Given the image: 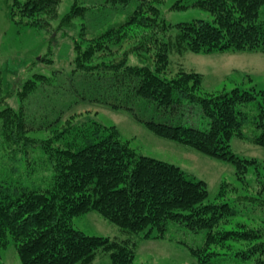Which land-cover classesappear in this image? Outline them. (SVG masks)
Masks as SVG:
<instances>
[{
  "label": "trees",
  "instance_id": "obj_1",
  "mask_svg": "<svg viewBox=\"0 0 264 264\" xmlns=\"http://www.w3.org/2000/svg\"><path fill=\"white\" fill-rule=\"evenodd\" d=\"M156 1L73 0L65 13L59 10L61 0L9 1L8 16L15 24L49 35L46 56L54 52L60 58L51 28L82 25L67 52L71 68L55 67L69 72L64 87L72 97L56 111L34 116L24 106L36 91L61 88L52 71L25 76L44 58L30 60L25 69L14 66L7 92L0 65V252L12 242L21 264H89L99 252L108 253L113 264H134L130 239L88 234L73 226L75 217L89 211L131 236L177 240L202 258L200 264H241L264 252V226L238 220L253 219L251 213L234 201H212L205 181L174 163L137 153L116 126L100 123L85 106L75 108L78 102L124 108L155 135L231 163L237 176L251 166L258 169L257 160L234 151L232 140L264 147V86L203 94L201 73L172 69L170 55L183 50L264 52V0H178L170 9L193 6L211 18L174 23L166 20L161 0ZM120 4L116 14L122 18L88 27L93 9L104 13ZM131 35L137 39L126 44ZM194 110L201 126L184 122ZM258 185L264 187V182ZM260 199L264 209V190ZM175 224L200 235V243L167 236ZM237 241L249 245L235 250ZM253 260L264 264V258ZM0 264H5L1 256Z\"/></svg>",
  "mask_w": 264,
  "mask_h": 264
},
{
  "label": "rangeland",
  "instance_id": "obj_2",
  "mask_svg": "<svg viewBox=\"0 0 264 264\" xmlns=\"http://www.w3.org/2000/svg\"><path fill=\"white\" fill-rule=\"evenodd\" d=\"M9 1L0 0V65L3 66V90L5 92L9 90L10 77L13 76L16 70L14 66L22 68L30 60L37 57L39 60H41L40 58H44V61H40L34 65L35 70H27L28 72L25 70L23 74L26 72L25 76L28 77L33 71L38 70L48 73V75L51 74V71L55 73L53 80L57 79L61 88L59 87L55 91L51 89L54 93L47 91L48 88L42 89V91H36L25 100L24 104L27 113L34 116H39L40 114L45 116L51 111H56L66 106L72 100L70 91L64 87L66 84L65 79L69 72L55 71V67L62 66L67 71L71 68L68 50L72 45V37H76L81 33L79 28L82 25H79L76 30L54 31L51 28L49 34L55 35L54 39L56 41L53 44L56 45L55 52L58 53L60 58H57L54 52L46 56L43 55L45 54L43 53V49L47 46L46 42L49 35L45 34V30H36L30 27L25 28L15 24L8 16ZM72 1L61 0V4L59 5L60 13H65L69 9ZM85 1L96 4H102L103 2V0ZM153 1L157 2L156 0ZM182 1L191 2L193 0ZM175 2H178V0H161L158 2L168 22L174 23L193 18H211L207 11L193 6L184 9H170L171 5ZM122 6L121 4L114 7L109 6L103 10L104 13L100 11V8L93 9L94 11H92L89 17L90 20H87L89 21L88 27L93 29L112 17L114 21L120 19V17L122 18L121 15L116 14L118 8L120 9ZM121 10L128 9L122 8ZM260 17L264 18V3L260 8ZM77 23L80 22L77 20ZM172 30L174 29L171 28L170 31L172 32ZM133 33V35H140V31ZM133 35H131L130 41L126 44H130L137 39ZM170 58V67L172 69L183 68L201 73L203 78L200 93L203 94L220 93L224 90H230L235 86L244 88L251 86L259 88L264 86V52L262 51H212L208 53H194L189 50H183L173 52ZM134 60L131 56L128 61L133 63ZM17 83L20 85L21 82L17 80ZM62 94L64 99H62ZM12 101L16 102V99ZM82 106H85L84 110L86 108L89 109V114L93 115L100 123L116 126L121 138L127 140L130 147L137 153L162 159L180 166L190 176L206 182L209 198L212 201H234L238 209L251 213L253 218L242 219L243 217L238 216V220H246L247 223L255 226H264V209L260 204L261 193L264 190L262 188L264 187L258 185L259 181L264 182V176H262L264 174V147L255 145L248 140L237 137L233 138L232 146L234 151L239 156L257 160L259 164L258 169H254L251 166V168L246 169L245 173L240 174V177L236 175L234 166L229 162L209 157L187 145L155 135L143 124L136 121L127 109H114L106 104L82 105L79 102L75 103L76 109H80ZM184 122L196 126L203 124L197 110L187 113ZM239 178L243 179L240 180ZM244 180L248 184H245ZM246 197L253 198L255 201L249 202V200L243 199ZM72 224L75 228L81 229L88 234L110 236L121 240L130 239L129 243L132 242L131 245L134 250V264H200V260L202 261V258L199 260L198 257L193 255L183 244L178 243L177 240L144 237L143 234L128 235L122 232L114 223L105 220L96 211H89L75 217ZM175 225V228L179 227L180 229H174L172 226L171 231L168 230L167 236L173 234V238L194 241V244L200 243V235L197 236L193 233H188L184 231L186 230L184 227ZM248 245L247 241L232 243L233 248L240 251L247 248ZM108 255L106 252H99L89 264H113ZM0 256L5 264H21L14 245L10 241L1 250ZM256 257L263 259L264 252L250 256V259L246 260V263L241 264H252L253 259ZM217 264H232V262L230 260V263L222 262Z\"/></svg>",
  "mask_w": 264,
  "mask_h": 264
}]
</instances>
